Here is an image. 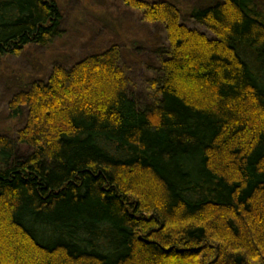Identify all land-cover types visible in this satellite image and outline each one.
Returning a JSON list of instances; mask_svg holds the SVG:
<instances>
[{
    "label": "trees",
    "instance_id": "16d2710c",
    "mask_svg": "<svg viewBox=\"0 0 264 264\" xmlns=\"http://www.w3.org/2000/svg\"><path fill=\"white\" fill-rule=\"evenodd\" d=\"M123 2L145 97L112 43L8 103L0 264H264V0ZM62 22L55 0H0V59Z\"/></svg>",
    "mask_w": 264,
    "mask_h": 264
},
{
    "label": "rangeland",
    "instance_id": "374dc122",
    "mask_svg": "<svg viewBox=\"0 0 264 264\" xmlns=\"http://www.w3.org/2000/svg\"><path fill=\"white\" fill-rule=\"evenodd\" d=\"M55 1L63 16L62 36L47 47L29 46L19 56L0 59V134L11 135L23 124L22 119L10 117L8 103L13 94L31 82L45 80L56 65L67 70L91 52H100L112 43L126 47L131 54L133 59L126 58L122 66L131 80L129 90L135 97H145L141 78L146 71L137 70L133 63L135 57L144 64L152 58L146 43V27L140 22V12L128 9L123 0ZM165 1L176 3V0ZM183 23L190 30L211 36L204 26L189 20H183ZM161 37L164 38V34Z\"/></svg>",
    "mask_w": 264,
    "mask_h": 264
}]
</instances>
